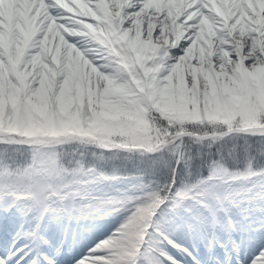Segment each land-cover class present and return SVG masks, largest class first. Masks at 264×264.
Masks as SVG:
<instances>
[{
  "label": "snow or ice",
  "instance_id": "snow-or-ice-1",
  "mask_svg": "<svg viewBox=\"0 0 264 264\" xmlns=\"http://www.w3.org/2000/svg\"><path fill=\"white\" fill-rule=\"evenodd\" d=\"M0 264H264V0H0Z\"/></svg>",
  "mask_w": 264,
  "mask_h": 264
}]
</instances>
